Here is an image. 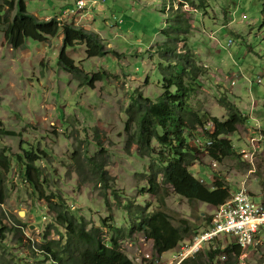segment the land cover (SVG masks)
Wrapping results in <instances>:
<instances>
[{"label": "rangeland", "instance_id": "1", "mask_svg": "<svg viewBox=\"0 0 264 264\" xmlns=\"http://www.w3.org/2000/svg\"><path fill=\"white\" fill-rule=\"evenodd\" d=\"M91 1L84 0L77 8L66 10L63 26L73 19L88 27H100L91 11L96 6L104 29L106 43L103 49L108 54L103 60L95 61L106 65L111 75L95 82L93 89L81 85L76 76L57 65V54L64 42L61 31L49 37L54 40L53 46L48 42L36 45L30 39L23 47L14 48L3 36L21 9L47 19V16H61L63 5L70 0H0L3 29L0 32V123L4 129L19 134L0 138V156L6 155L9 160L5 173L0 167V178L4 176L3 186L13 202L8 208H0V264H38L43 260L35 251L37 246L31 244L43 241L45 228L53 223V216L42 223L39 197L33 184L25 180L29 163L26 153L32 149L47 153L43 160L31 163L38 171L39 184L47 192L59 190L67 204L83 201V205H88L92 214L89 227L103 226L105 221L117 217L118 228L112 229L114 237L131 238L132 244L144 246L139 258L141 261L147 258V264L152 261L174 264L183 251L188 259L194 258L199 251H205L209 256L211 249L231 245L227 239L203 244L204 238H198L201 233L187 232L185 240L169 246L166 235L158 239L145 226L139 228L146 215L151 216L154 209L161 206L152 195L142 192L148 187L152 161L143 157L135 145L129 144L128 136L133 134L135 126L130 132L126 131V124L131 121L127 105L134 102L133 95L156 100L163 91V80L177 71L176 60L186 58L187 54L204 70L197 74L200 88L190 96V104L200 115L207 113L225 120L226 107L219 102L224 100L249 117L251 101L255 100V119H247L252 125L248 136L257 137L252 141L258 144L253 156L255 159L259 156L255 174L246 172L250 157L239 156L237 138L245 131L241 124L239 131L227 136L236 155L225 158L222 163L211 157L215 149L208 153L194 151L187 138L188 147L199 160L190 166L180 184H173L171 188L170 183L166 185L169 189L166 205L179 213L173 221L174 227L179 229L193 221L192 209L203 218L211 215L219 203L232 198L237 187L238 190L243 188L254 203L264 209L262 0H214L207 6V14L203 10L187 12L185 6L180 14L185 13L193 27L188 37L179 38L171 55L173 61L166 60L162 48L171 39L161 31L171 30L167 21L182 0H94L95 4ZM168 4L171 10L165 13ZM85 6L88 9L83 12ZM88 10L90 17L83 19ZM70 51L75 55L84 52L81 46ZM85 68L90 70V64L87 63ZM118 68L122 75L120 80L116 76L120 73ZM179 71L182 72L180 68ZM165 82L170 84L168 80ZM96 134L100 137V145ZM221 137L225 138L224 135ZM153 146L164 151L154 140ZM183 148L188 149L185 144ZM76 151L82 158L89 156L102 161L104 175L112 179V187L102 186L101 196L94 188L96 180L91 175L90 182H82L73 161ZM89 166L93 170L94 165ZM175 186L180 188L173 191ZM96 196L101 197L100 200ZM139 209L142 211L137 213ZM17 211L27 213L20 222L16 220ZM84 213L83 209L79 211V215ZM34 224L37 229L31 228ZM4 228L7 230L2 232ZM52 228L46 241L54 238L65 244L68 241L65 232L58 230L53 234ZM255 238L259 243L234 264H264V227ZM208 256L203 254L205 263L221 264L224 261L223 256ZM128 257L136 264H144L133 256ZM46 264H49L47 260Z\"/></svg>", "mask_w": 264, "mask_h": 264}, {"label": "trees", "instance_id": "2", "mask_svg": "<svg viewBox=\"0 0 264 264\" xmlns=\"http://www.w3.org/2000/svg\"><path fill=\"white\" fill-rule=\"evenodd\" d=\"M213 1L182 0L178 4L173 16L167 21V25H169L171 30L165 29L161 31L164 36L171 39L162 47L166 52L167 61L174 60L171 55L175 51V47H177L179 38L188 37L193 27L185 13L180 14L183 5L187 4L191 7V10H203L204 14H207V6H210ZM2 2H6V0H2ZM67 4L68 7L65 9H71V2ZM261 15L262 24L264 25V0H262ZM62 28L61 30L57 18L40 19L23 8L8 29L3 32V36L6 43L12 44L14 48L23 47L25 41L30 39L35 41L36 45H38V42L49 41L48 43L53 46L54 40L49 37H53L58 31H61L64 33V42L57 54L56 63L59 67L76 76L81 81V85H89L92 89L95 82L100 81L104 77L109 78L111 74L106 65L101 63L96 66L91 62L93 57L103 59L108 54V51L103 49V42L101 43L95 34L77 29L72 24H64ZM2 31L3 29L0 25V32ZM84 41L87 44L86 55L72 56L67 54L66 50L68 48L78 46V42ZM181 54H184V52L181 51ZM117 56L120 55L117 54ZM87 63L90 64V70L85 68ZM175 66L178 68L177 71L171 72L163 80V92L156 100L153 101L149 97L144 96H136L134 98V102L127 109L131 121L126 124L127 132L132 130L133 125L135 126L133 134L128 136L129 144L135 145L143 157L152 161L150 175L147 180L148 187L142 192L143 194L152 195L161 206L154 209L150 214L151 216L148 217L146 215L139 228H144L145 226L148 232L158 239L166 235L170 240L169 246L178 245L185 240L187 232L198 234L200 230H204L208 225V215L203 218L192 209L190 215L193 221L182 229L174 227L173 221L180 215L176 211L170 210L166 205V199L169 195V189L166 185L170 183L169 187L171 188L173 184H180L181 178L187 175L190 166L199 160V157L187 145V138L189 139L190 133L196 126L202 125L207 119L212 120L215 124L214 137L216 141L215 152L211 157L217 163H222L225 158L235 156L236 152L230 140L221 136L236 133L240 127L239 124L249 130L252 127L247 120L249 117L239 113L235 105L224 100H219V102L226 107L225 120L221 121L217 117H210L207 113L200 115L197 109L190 104V96H194L197 92L196 88H200L197 74L199 72L203 73L204 70L201 66L195 64L189 54H187L186 58L176 60ZM179 68L182 71L181 73ZM116 76H119L118 80L122 79L120 73H117ZM166 80L170 84H167ZM172 88H174L173 91H171ZM254 118L253 116L252 119ZM3 136H19V134L4 129L0 123V138ZM95 138L98 145H100L99 135L96 134ZM153 140L159 146H162L164 151L161 149L156 150L153 146ZM184 144L188 149L183 148ZM127 150H129V146ZM46 154V151L39 149H32L26 153L29 163H27L25 169V180L27 183L33 184L41 196H44V191L38 182V171L31 163L40 159L43 160ZM73 158L82 182H90L91 175L96 180V184L100 183L104 188L112 187L110 184L112 179L105 177L104 165L101 160L89 156L82 158L77 151L73 152ZM8 164V157L1 155L0 167L3 173H5ZM89 165H94L93 170L90 169ZM3 185L4 176L0 178V202H3L6 198L5 191L8 192ZM178 188L180 187L175 186L173 191ZM56 192V195L50 194L47 196V198L53 199L52 206L56 210V220L52 228L53 234L54 231L59 232V226H64L68 241L65 244H61L59 240L54 238L46 241V238L51 234V229H46L40 247L47 254L41 256L43 260L38 264H46V260L51 261L52 264L58 262L60 264H135L125 254L115 249L106 248L103 244L106 235L101 236L99 228L108 226L109 221H105L104 225L100 227H89V223L85 220L79 222L67 211V202L61 192L59 190H56ZM114 195H116V192H114ZM140 211L142 210H137V213ZM164 244H166V241H164ZM166 248L169 247L166 246ZM203 254L208 256L205 251H199L194 258L184 259L181 264H211L210 261L205 263L202 259ZM240 254V247L232 244L223 249L220 246L211 249L208 257L223 256L224 261L221 264H234L239 259Z\"/></svg>", "mask_w": 264, "mask_h": 264}, {"label": "built area", "instance_id": "3", "mask_svg": "<svg viewBox=\"0 0 264 264\" xmlns=\"http://www.w3.org/2000/svg\"><path fill=\"white\" fill-rule=\"evenodd\" d=\"M79 4L82 5L83 2H79ZM250 105V112L253 113L257 108L255 100L252 99ZM214 129L215 124L212 120H207L202 125L196 126L189 136L194 151L208 153L214 149L216 141ZM244 129V138L241 139L242 143L239 145L240 154L244 159L250 157L248 158L246 172L248 174H255L259 156L256 159L253 156L257 152L255 147L258 144L256 142L252 143V141L257 137L248 136L250 133L249 129L246 127ZM261 135L264 136V133ZM259 141L261 139H258ZM248 144L251 145L247 146ZM210 216V221L205 227V230L199 232L201 235L198 238L203 237L204 243L213 244L217 239H227L230 241V244L237 245L241 248V259L247 255L252 246L259 243V240L255 236L264 227V209L259 208L243 188L236 191L230 200L219 203ZM186 257L187 253H184V251L181 252L174 264H181Z\"/></svg>", "mask_w": 264, "mask_h": 264}, {"label": "clouds", "instance_id": "4", "mask_svg": "<svg viewBox=\"0 0 264 264\" xmlns=\"http://www.w3.org/2000/svg\"><path fill=\"white\" fill-rule=\"evenodd\" d=\"M82 1H84V0H70L72 8H71V9H64V10H63V13H62L61 16H58V17L55 16V18H57V20H58V22H59V27H60L61 30L63 29V28H62V27H63V16H64L65 11H66V10L71 11V10H73L74 8H77V4H78L79 2H82ZM91 2H92L93 4H95V3H94V0H92ZM185 6L188 7V11H187V12H189V11H193V12L196 11V10H191L190 7H189L187 4H184L182 8L184 9ZM87 9H88V6H85L82 10H83V12H85ZM183 9H182V10H183ZM170 10H171V7H170V5L168 4V6L165 8V13H168ZM91 11H92L93 14H94V20H97L98 23L102 24L101 21H100L99 15L97 14L98 12H97V9H96V6H95V5L91 8ZM96 12H97V13H96ZM196 12H197V11H196ZM37 17H38V16H37ZM89 17H90V10H88V11L82 16L83 19H88ZM50 18H52V17H49V18H47V19H50ZM168 20H169V19H168ZM69 24H72L73 26L77 27V29H81V30H83V31H85V32L95 34V35L99 38V41H100L101 43H102V42H103V44L106 43V42H105V39H104V33H103V31L101 30L100 27H97V26H95V27H88L85 23H80V22H77L76 20H73V19L71 20V22H70ZM50 41H51V40H50ZM47 42H49V41H47ZM40 44H41V42H38V45H40ZM78 44H79L78 46H75V47H73V48H68V49L66 50L67 54H70V55H72V56H83L82 53H81V54H77V55H75V54H73V53L70 51L71 49H78L77 47L81 46V47H83V50H84L83 54L86 55V50H87V44H86V42H85V41H84V42H78ZM95 59L103 60V59L100 58V57H93V58H91V62H92V64H93V65H96V66H99V65L101 64V62H96ZM162 87H163V84H162ZM162 92H163V91H162ZM162 92H161L159 95H161ZM133 96L136 98L135 95H133ZM128 107H129V105H127V109H128ZM250 113H251V112H250ZM253 114H254V113L249 114V117L253 118ZM254 119H255V118H254ZM242 127H244V126H242ZM239 128H240V127H239ZM239 128H238L237 131H239ZM244 128H245V127H244ZM249 131H251V130H249ZM230 135H232V134H229V135H227V136H230ZM227 136H225V138L229 139ZM243 138H244V133H241V137L238 136L237 141L240 142V143H242L241 139H243ZM189 140H190V139H189ZM238 148L240 149L239 146H238ZM239 154H240V153H239ZM239 156H240L241 158H243L241 154H240ZM246 164L248 165V163H246ZM63 178H64V177H62V179H61L62 182H63ZM26 183H27V181H26ZM42 188H43V191H44V196H41L40 193H39V191H38V190L34 187V185H33V189H34V191L37 193V196L39 197V200H38V206L40 207L39 215H40V218H41L42 223L48 222V221H49V220H48V217L51 216V215L53 216V223L50 224V225H48V226L45 228V230H46V229L52 228L53 225H54V223H55V220H56V210H55V209L53 208V206H52V200H53V199H49V198H47V196L50 195V194H55V195H56L57 192H56V191H50V192H47L46 189H45L44 187H42ZM94 188H95L96 190L99 191V194H100V196H101V194H102V185H101L100 183H97V184L94 185ZM236 191H238V187H237V190H236ZM236 191H235V192H236ZM235 192H234V193H235ZM5 193H6V198H5V200H4L3 202H0V208H2V209H3V208H8V207L12 206V204H13V202H12V198L10 197L9 192H6V191H5ZM234 193H233V194H234ZM233 194H232V195H233ZM96 198H98V199L100 200L101 197H97V196H96ZM65 200H66V199H65ZM66 202H67V200H66ZM222 203H223V202H222ZM41 209H42V210H41ZM81 209H83V210L85 211V213L79 215V211H81ZM67 211H68L70 214H72L73 217H74L76 220H78L79 222H81V220H85L86 222H88L90 219H92L91 211H90V209L88 208V205H83V201H82V202H77V203H75V204H67ZM76 213H77V214H76ZM16 214H17V217H18V219H16L17 222H20L19 220H21L22 217L27 216V213H26L25 211H17ZM210 218H211V216L208 215V223H209V221H210ZM12 225L15 226L14 223H12ZM94 227H97V226H94ZM99 227H100V226H99ZM31 228H35V229H37V226L34 224V225H32ZM113 228H118V225H117V217L112 218V219L109 221L108 226H104V227H100V228H99V229H100V232H99L100 235H101V236H103L104 234L106 235L105 239L103 240V241H104L103 244L105 245V247H106V248H110V249H115V250H117V251H120L121 253L125 254L127 257H128V256H133V257H135V258L137 259L138 262H140V263L143 262L144 264H147V261H149L147 258H143L142 261H141L140 258H139V252H140V250L142 249V247H144V246H141V245H139V244H132V243H131V238H127V239H125V240L116 239V238L114 237V233H113V231H112ZM262 228H263V227H262ZM262 228H261V229H262ZM59 229L65 232V228H64V226H59ZM3 230H4V232H5L7 229L4 228ZM204 230H205V229H204ZM201 231H202V230H200L199 232H201ZM112 239H113V240H112ZM40 244H41V243H40ZM40 244L32 243L31 245H32V246H37V248H35V251H36L37 255H39V256H43V255L47 254V252L44 251L43 249H41ZM231 245H232V244H231ZM236 246H237V245H236ZM255 246H256V245H255ZM255 246H252V247H255ZM238 247H239V246H238ZM252 247H251V248H252ZM251 248H250V249H251ZM240 249H241V248H240ZM241 254H242V251H241ZM241 254H240V256H241ZM240 256H239V259H241ZM128 258H129V257H128ZM129 259H130V258H129ZM130 260H131V259H130ZM131 261H132V260H131ZM132 262H133V261H132ZM47 263L52 264L51 261H47ZM133 263H134V262H133ZM55 264H60V263L58 262V263H55ZM61 264H62V263H61ZM135 264H136V263H135ZM151 264H155V262L152 261Z\"/></svg>", "mask_w": 264, "mask_h": 264}, {"label": "crops", "instance_id": "5", "mask_svg": "<svg viewBox=\"0 0 264 264\" xmlns=\"http://www.w3.org/2000/svg\"><path fill=\"white\" fill-rule=\"evenodd\" d=\"M66 7H68V4H67V5H63L62 10H64ZM49 17H51V16H47V18H49ZM56 17H58V16H56ZM100 28H101V30H102L103 33H104V29H103L102 24H100ZM104 39H105V38H104ZM77 48H78V47H77ZM82 48H83V47H82ZM82 55H84V54L82 53ZM117 72H120V71H119V68H118ZM120 74H121V72H120ZM121 77H122V75H121Z\"/></svg>", "mask_w": 264, "mask_h": 264}]
</instances>
